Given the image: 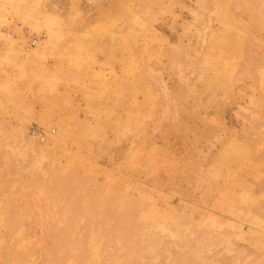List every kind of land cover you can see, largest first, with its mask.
Masks as SVG:
<instances>
[{"label": "rangeland", "instance_id": "374dc122", "mask_svg": "<svg viewBox=\"0 0 264 264\" xmlns=\"http://www.w3.org/2000/svg\"><path fill=\"white\" fill-rule=\"evenodd\" d=\"M263 144L264 0H0V264H264Z\"/></svg>", "mask_w": 264, "mask_h": 264}, {"label": "bare ground", "instance_id": "6f19581e", "mask_svg": "<svg viewBox=\"0 0 264 264\" xmlns=\"http://www.w3.org/2000/svg\"><path fill=\"white\" fill-rule=\"evenodd\" d=\"M249 101H251L250 99H249ZM253 103V102H252ZM258 105V104H257ZM256 105V106H257ZM248 107H249V105H248ZM254 109V108H253ZM254 111V110H253ZM125 113V112H124ZM253 116V115H252ZM248 117V116H247ZM236 119V118H235ZM260 119V118H259ZM245 122V121H244ZM247 123V122H246ZM262 123V122H261ZM126 124V123H125ZM242 124V123H241ZM243 124H245V123H243ZM127 125V124H126ZM247 125V124H246ZM254 125V124H253ZM134 126V125H133ZM251 126V125H250ZM233 127V126H232ZM257 127V126H256ZM242 128H243V126H242ZM250 129H252V128H250ZM249 129V130H250ZM248 130V129H247ZM254 130V129H253ZM251 131V130H250ZM243 132V131H242ZM257 132H260V130L259 131H257ZM245 134V133H244ZM122 135V134H121ZM250 141V140H249ZM255 141V140H254ZM247 142H248V140H247ZM263 146H264V144H263ZM148 147V146H147ZM254 148V147H253ZM263 149V148H262ZM124 150H126V149H124ZM241 150V149H240ZM253 150V149H252ZM255 153V152H254ZM262 153H263V151H262ZM260 169V168H259ZM263 168H261V170H262ZM258 171V170H257ZM253 174V173H252ZM262 174V173H261ZM254 175V174H253ZM253 182V181H252ZM257 188V187H256ZM258 190V189H257Z\"/></svg>", "mask_w": 264, "mask_h": 264}]
</instances>
